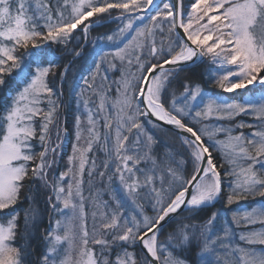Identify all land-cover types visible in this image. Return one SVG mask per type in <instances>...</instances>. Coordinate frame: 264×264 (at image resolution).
<instances>
[{"label": "snow or ice", "instance_id": "obj_1", "mask_svg": "<svg viewBox=\"0 0 264 264\" xmlns=\"http://www.w3.org/2000/svg\"><path fill=\"white\" fill-rule=\"evenodd\" d=\"M0 264H264V0H0Z\"/></svg>", "mask_w": 264, "mask_h": 264}, {"label": "trees", "instance_id": "obj_2", "mask_svg": "<svg viewBox=\"0 0 264 264\" xmlns=\"http://www.w3.org/2000/svg\"><path fill=\"white\" fill-rule=\"evenodd\" d=\"M112 27H114V25H112ZM97 31H104V29H98ZM97 31H94L92 33V37H95L97 35ZM93 51L94 50L91 47L90 48L88 47V51L86 53H88L89 56L88 55L86 56V54H85V57H84L83 60H80V61L76 62L75 69L70 74L68 81L64 84L63 91H64V94L66 95V97H68V102L70 103L68 105V110H67L68 112L66 114L69 131H72L73 121H74V116H75V103H74V100L72 99V91H71L72 84H73L74 81H78V79H79V70L81 69V67L82 66H86L87 64L91 63L92 59L94 58L93 55H92ZM51 58H53V57H50V59ZM55 58L58 60V62L60 64H66V63H68V60L71 59L70 57L62 56V54H60V53H56ZM55 83L57 85H59L60 82L57 80ZM206 91L208 93H210V94H213L216 90H214L211 85H207L206 86ZM105 198H107V197H105ZM256 200L260 201V198L258 197ZM219 205L220 204H217L215 208H217ZM25 207H26V205H25ZM215 208H206V209H204L200 213L201 220H206L208 217H210L212 212H214ZM38 242H39V239H37V238L32 240V246L35 247L37 255H39L38 246H37Z\"/></svg>", "mask_w": 264, "mask_h": 264}, {"label": "rangeland", "instance_id": "obj_3", "mask_svg": "<svg viewBox=\"0 0 264 264\" xmlns=\"http://www.w3.org/2000/svg\"><path fill=\"white\" fill-rule=\"evenodd\" d=\"M91 47V45H89V48ZM89 56V54L88 53H86V56ZM91 56V55H90ZM63 104H64V106H63V108H62V111H61V115H62V118L63 117H66V114H67V110H68V105L70 104L69 102H68V97H66V95L64 94V96H63ZM245 119L246 120H250V119H247L246 117H245ZM64 148H65V151L66 152H70V145H69V143H65V145H64ZM100 158L102 159V155L100 156ZM65 159H66V157H65ZM241 202H243V201H241ZM235 205H237V204H233L231 207H233L234 208V210H236V209H238L237 207H234ZM232 208V209H233ZM240 208H242V207H240ZM228 216H229V218H228ZM220 217H221V220H220V224L222 225L223 224V218L225 217V219H229L230 220V217H231V213L230 212H228V215H226L225 214V216L223 215V214H221L220 215ZM45 225L47 224V220H45ZM38 235V234H37ZM33 248H35V247H33ZM40 251H41V246L39 245V249H38V253H40Z\"/></svg>", "mask_w": 264, "mask_h": 264}]
</instances>
